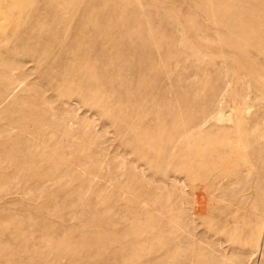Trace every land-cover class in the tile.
<instances>
[{
    "label": "rangeland",
    "instance_id": "374dc122",
    "mask_svg": "<svg viewBox=\"0 0 264 264\" xmlns=\"http://www.w3.org/2000/svg\"><path fill=\"white\" fill-rule=\"evenodd\" d=\"M0 264H264V0H0Z\"/></svg>",
    "mask_w": 264,
    "mask_h": 264
}]
</instances>
